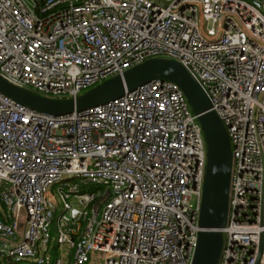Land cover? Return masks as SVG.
Listing matches in <instances>:
<instances>
[{
    "label": "built area",
    "instance_id": "2783aa9c",
    "mask_svg": "<svg viewBox=\"0 0 264 264\" xmlns=\"http://www.w3.org/2000/svg\"><path fill=\"white\" fill-rule=\"evenodd\" d=\"M160 57L202 85L231 139L219 264H264V0H0V74L37 94L75 97ZM206 165L171 80L62 115L0 92V261L191 264Z\"/></svg>",
    "mask_w": 264,
    "mask_h": 264
},
{
    "label": "water",
    "instance_id": "95a60500",
    "mask_svg": "<svg viewBox=\"0 0 264 264\" xmlns=\"http://www.w3.org/2000/svg\"><path fill=\"white\" fill-rule=\"evenodd\" d=\"M157 78L171 80L180 86L201 123L207 143V165L199 219L201 229L191 264H219L224 245L222 228L226 226L229 216L234 163L231 139L223 120L212 108L207 92L183 64L168 58H151L131 67L122 75L111 77L68 98L37 94L11 83L0 74V92L36 111L62 115L106 103ZM263 224L264 211L261 217ZM263 244L262 235L258 261Z\"/></svg>",
    "mask_w": 264,
    "mask_h": 264
},
{
    "label": "rangeland",
    "instance_id": "374dc122",
    "mask_svg": "<svg viewBox=\"0 0 264 264\" xmlns=\"http://www.w3.org/2000/svg\"><path fill=\"white\" fill-rule=\"evenodd\" d=\"M88 188H89V187H86V188H83V189H84V190H87ZM53 191H54V193L57 195L55 188L53 189ZM52 234H53V236H56V235H57V229H56L55 226L52 227ZM54 254H55V251H54Z\"/></svg>",
    "mask_w": 264,
    "mask_h": 264
},
{
    "label": "trees",
    "instance_id": "16d2710c",
    "mask_svg": "<svg viewBox=\"0 0 264 264\" xmlns=\"http://www.w3.org/2000/svg\"><path fill=\"white\" fill-rule=\"evenodd\" d=\"M47 0H41V3H45ZM56 254V251H55ZM0 264H4L2 261H0Z\"/></svg>",
    "mask_w": 264,
    "mask_h": 264
}]
</instances>
